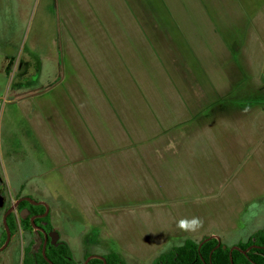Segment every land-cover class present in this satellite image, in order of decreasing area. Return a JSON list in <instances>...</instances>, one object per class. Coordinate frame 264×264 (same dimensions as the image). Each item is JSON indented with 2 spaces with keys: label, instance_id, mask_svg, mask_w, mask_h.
<instances>
[{
  "label": "rangeland",
  "instance_id": "obj_1",
  "mask_svg": "<svg viewBox=\"0 0 264 264\" xmlns=\"http://www.w3.org/2000/svg\"><path fill=\"white\" fill-rule=\"evenodd\" d=\"M0 176L47 205L75 264L246 242L264 226V0H0Z\"/></svg>",
  "mask_w": 264,
  "mask_h": 264
},
{
  "label": "flooded vegetation",
  "instance_id": "obj_2",
  "mask_svg": "<svg viewBox=\"0 0 264 264\" xmlns=\"http://www.w3.org/2000/svg\"><path fill=\"white\" fill-rule=\"evenodd\" d=\"M32 200L26 196L15 195L14 197L7 193L5 185L0 176V242L3 237L2 243H0V250L4 249L9 243H16L24 245L26 241V252L23 258L22 264H75L70 253L69 246L63 238V233L59 230V227H53L51 223V216L47 205L44 203ZM9 227V228H8ZM208 236L203 237L199 241H192L197 244V255L194 257L192 264H213L211 259L210 250L207 260L199 253V248L203 243L213 245L212 248L220 247L225 250V246L222 243H211L212 240H205ZM187 241H183L180 245H173L167 249L164 253L159 254L153 264H177L182 262V258L178 256L179 252H185ZM35 249H32V245H36ZM256 244H251L245 250L248 251L251 247H255ZM21 247V246H20ZM178 250H175V249ZM172 253L175 255L172 256ZM108 253L106 255H99L104 258L105 264H123L117 254ZM28 256V257H27ZM87 256V255H86ZM84 257L85 259L90 256ZM27 257V258H26ZM27 259H29L27 263ZM92 259H97L103 264V259L99 257H92L87 261L90 264Z\"/></svg>",
  "mask_w": 264,
  "mask_h": 264
},
{
  "label": "trees",
  "instance_id": "obj_3",
  "mask_svg": "<svg viewBox=\"0 0 264 264\" xmlns=\"http://www.w3.org/2000/svg\"><path fill=\"white\" fill-rule=\"evenodd\" d=\"M251 244H256V246L251 247L245 253H243L241 250L233 249L230 256V251L227 247L225 248V250H222L220 247L212 248L213 245L203 243L199 248V253L204 257L205 260H207L210 250L213 249V252L211 253L213 264H231L230 258L232 259V264H264V229L258 230L253 236L248 238L246 242L238 244V247H240V249L242 250H245ZM185 245L186 247H182L185 249V252H179L178 254V256L182 258V262L179 261L177 262V264H192L193 262H195L194 257L198 253L196 250L197 244L188 240ZM178 249L176 248L175 250ZM174 255L175 254L172 253V256ZM112 256L116 258L114 254H112ZM28 261L29 259H27V263ZM89 263L101 264V262L97 259H92Z\"/></svg>",
  "mask_w": 264,
  "mask_h": 264
},
{
  "label": "clouds",
  "instance_id": "obj_4",
  "mask_svg": "<svg viewBox=\"0 0 264 264\" xmlns=\"http://www.w3.org/2000/svg\"><path fill=\"white\" fill-rule=\"evenodd\" d=\"M201 221L197 217H193L191 219H181L178 221L177 226L185 231H195L201 226Z\"/></svg>",
  "mask_w": 264,
  "mask_h": 264
},
{
  "label": "water",
  "instance_id": "obj_5",
  "mask_svg": "<svg viewBox=\"0 0 264 264\" xmlns=\"http://www.w3.org/2000/svg\"><path fill=\"white\" fill-rule=\"evenodd\" d=\"M35 203H43V202L39 201V202H35ZM43 204H44V203H43ZM211 237H212V236H208L206 239H204V241L210 239ZM233 249H238V247H237V246H233V247H231V248L229 249V251H230V256H231V251H232ZM242 252H244V251H242ZM92 257H99V258H102V259H103V264H105L104 258L101 257V256H99V255H90V256H88V257L85 259L84 264H87V261H88L90 258H92ZM230 263L232 264V259H231V258H230Z\"/></svg>",
  "mask_w": 264,
  "mask_h": 264
},
{
  "label": "crops",
  "instance_id": "obj_6",
  "mask_svg": "<svg viewBox=\"0 0 264 264\" xmlns=\"http://www.w3.org/2000/svg\"><path fill=\"white\" fill-rule=\"evenodd\" d=\"M261 229H264V227H262ZM212 238V237H211ZM192 241H194V240H192Z\"/></svg>",
  "mask_w": 264,
  "mask_h": 264
}]
</instances>
